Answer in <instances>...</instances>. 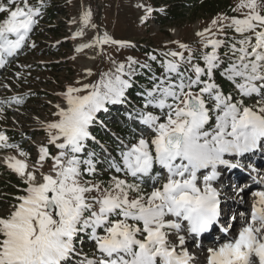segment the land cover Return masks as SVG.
Listing matches in <instances>:
<instances>
[{"label": "snow or ice", "instance_id": "1", "mask_svg": "<svg viewBox=\"0 0 264 264\" xmlns=\"http://www.w3.org/2000/svg\"><path fill=\"white\" fill-rule=\"evenodd\" d=\"M46 6V0H0V67L36 47L31 34ZM138 7L144 8V19L154 11ZM232 11L240 15L218 14L196 34L199 50L176 41L178 50L149 52L148 62L109 57L113 67L97 80L66 86L55 119L43 122L48 142L39 147L34 163L29 152L0 132V149L18 153L3 162L21 182L9 210L0 214V264H198L189 239L217 226L229 234L234 225L221 224V192L215 184L222 169H244L241 158L264 150V0H239ZM92 18L86 8L73 39L99 27ZM227 30L236 35L227 36ZM106 45L135 46L105 31L76 51L97 48L103 55ZM138 70L148 73L150 86L140 93L143 106L127 115L151 135L141 133L129 142L117 137L116 156L103 149L101 161L88 149L96 140L90 128L98 122L97 113L127 101ZM218 70L239 98L216 83ZM253 96L261 99L247 105L244 98ZM23 102L20 95L0 100V112L4 105ZM105 162L115 174L98 180V165ZM148 179L151 191L143 187ZM252 179L264 185V176ZM252 195L250 211L230 218L240 227L208 247L203 264H264V190ZM83 237L94 242V253L83 252Z\"/></svg>", "mask_w": 264, "mask_h": 264}, {"label": "rangeland", "instance_id": "2", "mask_svg": "<svg viewBox=\"0 0 264 264\" xmlns=\"http://www.w3.org/2000/svg\"><path fill=\"white\" fill-rule=\"evenodd\" d=\"M53 1L54 14L52 21H47L45 19L39 20V24L31 34V40L35 42L36 47L25 48L19 56L10 60L6 66L0 68V100L15 95H20L22 97L26 96L24 102L20 105L13 104L11 107L7 105L3 106L4 111L0 112V126L15 129L17 134L19 133V137H16L14 141H20V147L23 146L24 150L30 153V164L35 162L39 147L48 142V133L43 127V122L55 119L53 116L56 110L55 106L57 104L63 106L64 103L59 93L63 92L66 86L72 85L78 87L80 84L91 83L97 80L101 72L107 71L109 68L113 67L109 57L117 62H126L128 57H134L140 62H147V55L141 54L139 52V47L147 48L150 46L154 48L155 51H167L168 49L178 50L177 44L174 42L179 41L190 44L194 49L199 50V37L196 34L204 28L209 27L211 21L218 15L208 17L198 16V18L193 17L192 15H188L191 12L189 7H186L184 10L187 16L181 17L178 20H165L162 22L158 19V14L155 15L157 10H161L163 2H167L168 4L173 2L178 10L181 9V0ZM228 1L230 4V7H228L230 8V13L220 12L219 14L223 13L228 16L240 15V13L232 11L239 3V0ZM190 2L194 1L190 0ZM138 5H147L154 9V11L147 19H144L145 10L143 7H138ZM89 7L93 12L92 21L99 27L97 29H85L84 36L73 39L74 33L81 28V13ZM74 20L76 21L75 23H73ZM105 31L114 39L129 41L135 46L132 48H118L115 45H106L103 55L99 54L97 48L84 49L80 52L76 51V48L80 44L92 41L97 33ZM226 34L229 37L236 35L231 30H227ZM224 51H226V49L221 50L222 53ZM50 66H52V68ZM87 69H91V75L87 74ZM218 72L219 70L215 73L217 80V76L219 75ZM17 73L21 75L17 76ZM137 74H140V72L138 71ZM134 80L135 76L133 77V82ZM130 90L131 88L126 92L127 104L123 105L124 107H120L122 104H115L111 106V108L107 106V111L102 110L97 113V118L100 114L105 118L104 121L108 124V131H113L116 135L119 133L120 128L118 126L120 124L123 125L126 120L134 121L129 120L127 115L128 112H130L128 111L130 110L129 106H138L133 102V95ZM228 90L234 98H239L237 89L234 85ZM31 93L34 95L28 96ZM244 99L247 105H255L261 97L253 96ZM120 108L123 109V113L126 117L123 115L122 119H115V112L120 110ZM138 108H141V106H138ZM102 130L103 132L107 131L103 126ZM94 131L95 129H92L95 136L99 137L100 134H96ZM23 132L27 133L23 135ZM142 133L145 136L151 135L150 131L145 129H143ZM140 134L141 133H139L138 136ZM22 138L24 143H22L23 141L21 142ZM124 139L125 142H129L127 138L124 137ZM98 140L99 138H96L95 142L97 143ZM9 141H13V139ZM106 146L107 149H109L108 152L110 151L109 153H111L113 149L111 145L106 144ZM49 147L50 151L55 152L54 147ZM17 154L16 150H0V179L4 180V173L9 172V178L14 184H16L15 182L17 180L20 181V178L7 168L3 162L4 156ZM100 154L106 156V153L100 152L99 155ZM50 163V161L45 163V171L50 166ZM160 171L162 170L160 169ZM221 171L224 172V170ZM228 183L229 187H234V184L230 185L229 180H227L226 184L228 185ZM218 185L217 182L215 186L217 187ZM150 186H152V184ZM150 186L143 185L145 188L149 187L146 191H151ZM263 186L264 185H254L252 189L247 188L245 192L236 195H233L235 192L231 193L232 198L234 197V201H229V205H225L226 198L222 196L221 193V200H223L222 204L224 211H226V214L224 213L225 218L223 217V219H221V224L227 226V224L232 223L234 225L229 231V234H235L236 229L240 227L238 221H231V216L240 212L248 213L254 200L252 193L258 190H264ZM4 192L7 191L4 190ZM13 193L14 195L17 194V192ZM13 202V199L0 195V214H6L9 210V206ZM220 231V227L218 226L213 232V237L217 236L215 240L209 239L200 242L199 237L188 240L187 247L190 252L197 256L198 264H203L205 251L208 247L222 243L226 235H229L223 233L221 235L222 237H220V235H218ZM210 233L211 232L206 233L204 236ZM89 250L95 252V245L94 242L86 239L83 242V252L86 253V251Z\"/></svg>", "mask_w": 264, "mask_h": 264}, {"label": "trees", "instance_id": "3", "mask_svg": "<svg viewBox=\"0 0 264 264\" xmlns=\"http://www.w3.org/2000/svg\"><path fill=\"white\" fill-rule=\"evenodd\" d=\"M160 1H164V0H160ZM194 2H190V0H181L180 2V6L181 9L178 10V8L176 6H174L173 2H170L172 4H168L167 2H163V6L161 7V10H157L155 12V15L158 14V19L161 20L162 22H164L165 20H178L181 17H186L187 15L184 13V10L186 7L190 8V13L188 15H192L193 17H202V16H215L217 14H219L220 12H224L229 14L230 13V4L228 0H192ZM31 3L36 4L38 2V0H30ZM54 3L53 0H46V8L44 10V14L43 16L40 18V20H47V21H52L53 18V14H54ZM132 48V47H130ZM155 51L154 48H151L150 46H148L147 48L145 47H139V52L141 54L146 55L149 52H153ZM12 60V59H11ZM147 60V57H146ZM148 62V61H147ZM52 65V64H51ZM54 65V64H53ZM49 67V66H48ZM52 68V66H50ZM154 68L157 69V71H159L158 66H156L155 64L153 65ZM140 74L137 75L135 78L136 80L133 82V86L131 87V94L133 95L132 97L141 105L143 106V98L140 95V93L143 91V86L145 85H149V82L147 80V72H143V74H141L142 70H139ZM217 77H219L218 83L220 84V86L222 88H224V90L226 89V86L228 85L227 82H224V77L222 75H218ZM32 94V93H31ZM29 94L28 96H33L34 94ZM26 97V96H24ZM95 128V133L96 134H100L99 137H101L106 143H109L112 147H113V156H116V151L114 150L116 148V144L117 141L109 134H104L101 129L99 128V125H93ZM120 129L119 131H121L120 133L127 138V140H129L131 137H137V135L135 134V132H137L139 129L133 124V125H129L126 126L125 128H121V125L118 126ZM0 132L5 133L8 137L9 140L13 139V141H9L11 143H17L19 144L20 141L15 140L14 139L16 137H19V133L17 134V132L15 131V129L12 128H7L4 126H0ZM27 132H23V135L26 134ZM23 141V138L21 139V142ZM24 143V141L22 142ZM22 145V144H21ZM22 149L23 146L21 147ZM88 149L89 150H93L97 153L98 158L101 161H104L105 159V155H99L100 152H102V148L96 143V142H92L89 141L88 143ZM3 150V149H0ZM98 171H99V175L96 176V179L98 180H104L107 181L112 175H114L112 171H110L108 169L107 163H100L98 165ZM5 179H0V195H4L7 198H11L14 196L13 192H17V188L18 186H20L21 182L19 180H17L14 184V182L11 181V179L9 178L10 174L9 172L4 173ZM13 178V177H12ZM15 178V177H14ZM90 178V177H86ZM152 181L150 179L146 180L145 185H151ZM145 188V187H144ZM150 188H152V186H150ZM149 187H146L145 190H148ZM4 190H6L7 192H4ZM13 191V192H12ZM16 194V193H15ZM89 254L93 253V252H88Z\"/></svg>", "mask_w": 264, "mask_h": 264}]
</instances>
